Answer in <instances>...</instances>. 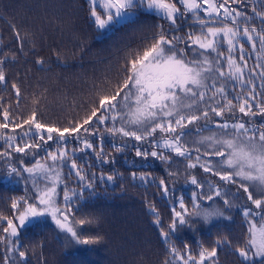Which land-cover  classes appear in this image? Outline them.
<instances>
[{"label": "trees", "instance_id": "16d2710c", "mask_svg": "<svg viewBox=\"0 0 264 264\" xmlns=\"http://www.w3.org/2000/svg\"><path fill=\"white\" fill-rule=\"evenodd\" d=\"M230 7L243 14L237 18L241 33L243 26L255 27L254 37L264 32V21L256 15L264 12V0H237ZM91 8L89 0H0V70L6 77V83H0V122H5L4 110L9 111L10 117L17 118L14 119L16 124L36 111V119L41 123L71 128L75 121L83 119L101 95H111L124 78L126 63L137 53L142 54L161 32L169 39L180 37L173 43L191 60L194 51L197 56L203 51L187 39L189 34L201 33V25L196 21L203 19L217 27L224 25L221 21L211 24L212 20L204 16L195 18L193 14L178 16L177 24L172 25L166 18L139 10L133 18L100 30L90 14ZM226 23L233 26L231 21ZM254 42L255 48L241 35L239 43L243 44V52L239 45L229 53L223 41L219 45L222 56L215 52L204 53L213 68L220 67L225 73L223 77L215 71L208 74L211 76L208 83L223 86L225 93L221 95L215 89H206L203 101L192 98L197 101L194 108L184 110L198 109L197 114L209 110L211 118L202 117L177 130L183 132L181 143L189 148L191 159L178 157L157 144L158 140L170 137L168 133L157 130L137 141L107 131L122 125L126 129L131 127L124 124L118 114L113 121L111 116L115 113H108L104 125H92L93 129H98L95 135L81 130L72 138L66 133V144L60 139L44 143L39 140L40 134L34 126L23 125L13 131L9 124L8 128L0 129V217H3L0 219V264H165V261L185 264L189 255L193 260L188 264H194L202 249L212 247L218 249L215 258L218 264H249L239 257L235 248L243 246L249 236V224L242 212L250 202L238 184L223 181L213 174L232 169L222 163L224 158L211 155L213 150L197 141L222 133L217 127L222 122L221 117L211 113L210 106L219 108L227 100L237 106L247 100L257 113L246 116L238 107L231 113L225 111L229 134L234 131L231 125L236 122L245 123L253 130L264 127V115L259 114L258 107L264 104V77L259 75L264 68L257 67L264 66V48L259 39ZM229 55L237 64L246 65L240 80L228 76ZM13 84L20 89L19 97ZM123 111L127 109H118L117 113ZM53 135L55 137V133ZM84 139L92 142L94 148L81 151ZM28 144H40V147L26 149L24 153L15 151L16 147ZM197 147L201 149L199 153L195 151ZM58 150L66 151L68 158L56 162L60 175L55 201L68 216V226L77 233L78 239L58 228L48 213L29 217L23 227L19 226L17 218L18 211H23L27 204H37L38 189L45 181L44 177L33 181L34 177L24 169L39 164L52 165L48 154ZM137 150L148 155L137 156ZM152 151L168 159H156L151 156ZM97 152H100L99 157ZM197 155L200 156L198 163ZM72 159L78 169L71 168ZM190 162L196 163V167L189 169ZM202 164H207L211 170L205 172ZM77 170L85 177L83 181L76 175ZM170 172L174 175H169ZM54 175L52 172L50 185ZM109 175L113 180L107 179ZM191 175L201 184L200 188L190 183ZM161 180L169 189L167 194L163 192ZM217 189L221 193L219 197L215 195ZM65 193L69 196L67 201ZM193 193L197 194L202 209H221L228 218L205 221L194 215ZM208 194L213 196L212 201L200 199L201 195ZM181 199L187 209L185 224H180L173 215L176 211L183 213L179 207ZM224 199L234 206H224ZM14 201L18 202L17 209L12 208ZM255 211L258 214L250 219L260 225L259 210ZM9 219L17 225L15 237L10 231H4ZM174 220L175 230L170 228ZM162 231L169 233L167 239L161 235ZM79 240L90 242L80 243ZM218 240L222 242L219 245ZM172 249H176L177 254H173ZM20 251L25 252L24 258L19 256ZM204 264L211 261L205 260ZM250 264H264V259L254 257Z\"/></svg>", "mask_w": 264, "mask_h": 264}, {"label": "snow or ice", "instance_id": "6c2138e0", "mask_svg": "<svg viewBox=\"0 0 264 264\" xmlns=\"http://www.w3.org/2000/svg\"><path fill=\"white\" fill-rule=\"evenodd\" d=\"M237 0H179L180 5L183 8L176 6L175 3H165L164 0H146L148 9H155L157 11H163L165 18L172 24H177L178 16H185L188 14H198L201 8H204V14L208 17H222L224 21L231 19L233 26H228L224 23L222 27L211 26L203 19H198L196 22L201 25V33L199 35L189 34L187 39L192 42V45L198 49H201L199 56L193 52V58L191 60L185 59L186 53L183 49H177L173 43L174 40L179 41L180 37L173 36L169 39L163 32L154 38L153 43L143 50L142 54L137 53L131 58L125 66L124 78L116 86V89L112 91L111 95H101L98 102H94L90 111L83 117L82 120H77L73 123L71 128L64 127L59 128L56 126H50L39 122L36 119L37 113L33 111L27 118L22 119L20 124L14 123V117H10L8 110H4L2 115L5 122H0V129L8 128L9 124H12L13 131L17 127H23V125L34 126L37 133H39V140L47 143L55 139L62 140L67 143L68 137L76 138V134L83 130V133L88 135H95L98 129H93L92 125L99 124L104 125L109 118L108 113H115L111 116V119L115 121L117 114L124 124L131 126L130 129H126L123 125L120 128H109L107 131L112 133H119L124 137H130L137 141H141L145 136H151L159 130L162 133L170 134V138L164 140L163 146L171 149L176 156L186 157L191 159V152L185 144L181 143V137L183 132L178 133V129L183 130L187 125L194 124L202 117L211 119L209 110H205L200 114H197L198 109L191 112H185V109H193L197 103L192 98H198L199 101H203L205 97L206 89H215L216 93L223 95L225 88L223 86L217 87L216 83H208L211 79L210 73L218 72L221 77L225 75L221 71L220 67L213 68L212 61L204 55L207 52H215L217 56H222L223 52L219 51V45L222 41L219 39L223 37L224 41H227L228 52L231 53L236 46V42L242 35L249 42L252 43V47L255 48V39H259L261 47L264 48V32H261L258 36L254 37L253 33H257L255 27L243 26L241 33V24L237 20V17H241L243 14L230 7V4L236 3ZM93 7L90 9V14L94 18L95 24L98 28L104 29L109 25H114L125 20L133 14V10L137 8L138 3L143 5L145 0H104L103 7L106 10L105 15L98 14L95 7V0H92ZM207 5V7H204ZM256 15L261 17L264 21V12H257ZM219 21L213 19L211 24H217ZM19 35V34H18ZM241 52H243V44L240 45ZM200 56L203 59L199 58ZM243 60V56H241ZM2 63V61H0ZM42 63V61H41ZM217 63H219L217 61ZM229 73L228 76L235 80H240L243 77V67L237 64L232 57H228ZM257 67L264 68L262 65ZM259 75L264 77V70ZM0 83H6V77L2 70H0ZM251 83V81H249ZM15 89L17 97L20 96V89L16 84L12 85ZM227 100V97L224 96ZM190 101V102H189ZM238 107L239 111L244 115H256L252 109L254 105L249 104L247 100L243 103L233 105L231 100H227L226 104L221 107H211L210 112L215 116L221 117L220 123L217 127L222 129L220 135H213L208 137H201L197 143L204 145L206 148H211L213 151L211 155L224 158L222 163L227 168L232 169L231 172L216 171L213 174L218 175L221 180L238 184L239 188L246 194L247 201L250 202V206L245 208L242 212L243 217L249 224L248 239L243 246H237L235 251L239 254V257L245 262H251L254 257L264 259V127L257 129H249L245 123L236 122L231 125L234 130L232 133H228L229 124L224 119L225 111L232 112L233 108ZM259 114L264 115V104L259 105ZM127 109V111L117 113L118 109ZM175 119H171V118ZM166 121V122H165ZM141 132L142 134H138ZM47 133V136L43 135ZM55 133V137L53 135ZM27 134V133H25ZM9 140L14 137H8ZM40 144H28L24 147H16L15 151L19 153L26 152V149L39 148ZM94 144L89 140H83L84 149H93ZM117 148V151H120ZM102 152V149L100 150ZM195 151L199 153L201 149L195 148ZM204 154H209L205 152ZM49 158L53 161L52 165L39 164L37 168L43 172H54L52 177V186L46 188L39 193L37 199L38 204H27V207L23 211H18L17 218L19 220V226H25L29 217H38L44 215L45 212L51 215L58 228L71 233L74 239H78L77 233L68 226V216L65 212L56 205L54 195L56 192L55 185L59 183V172L56 171V162L58 160H64L68 158L67 152L64 150H58L57 153H49ZM137 156H147L148 153H142L140 150L136 151ZM97 156H100V152H97ZM151 156L166 161L168 157L164 154L156 151L151 152ZM196 162L200 161V156L195 157ZM189 169L195 168L196 163H189L187 165ZM201 167L205 172L211 170L207 164H202ZM71 168L78 169V165L74 159L71 160ZM13 172L16 169H12ZM26 172H33L32 168H25ZM76 175L83 181L85 177L81 175L79 170L76 171ZM174 175V173H169ZM103 179V177H101ZM109 181L113 180V176L107 177ZM190 183L197 188L201 187V184L197 181L194 175L190 176ZM160 185L163 186V192L168 193L169 189L164 180L160 181ZM91 183L88 187H91ZM251 189V190H250ZM217 197L221 196L220 191L217 189L215 192ZM213 200V196L208 194L206 197L201 195L200 199ZM65 201L69 199L67 193L64 196ZM193 208L196 210L193 214L200 216L205 221H211L213 218H225L224 212L221 209H202L201 205L197 202V194H192ZM224 206L233 207L234 205L227 199L223 201ZM39 205H44L41 209ZM182 212L176 211L173 213L176 220L180 224H185L187 221L185 215L187 209L181 199L179 204ZM12 208H18V202L12 203ZM151 210L155 212V208ZM255 210H259L260 214V227L257 228L252 222L250 217H255L258 213ZM62 217V219H61ZM3 219V217H0ZM176 220H174L170 228L175 230ZM79 223L83 224L84 221ZM156 223L159 224V218ZM5 232L10 231V235L15 237L18 235L17 225L13 220L7 221V228ZM166 239L169 235L167 232L161 233ZM80 243H89L87 240H79ZM218 245L221 241L216 242ZM173 254H177L176 249H172ZM218 249L212 247L211 249L204 248L199 253V260L194 264H204L205 260L211 261V264H218L217 257ZM25 252L20 251L19 256L25 257ZM193 257L188 256L185 264L188 261H192ZM168 264V261H165Z\"/></svg>", "mask_w": 264, "mask_h": 264}, {"label": "rangeland", "instance_id": "374dc122", "mask_svg": "<svg viewBox=\"0 0 264 264\" xmlns=\"http://www.w3.org/2000/svg\"><path fill=\"white\" fill-rule=\"evenodd\" d=\"M177 1H178V3H176V2H174V1H172V0H171V1H170V0H164L165 3H175L176 6H177L178 8H180L181 11H182L183 8H182V6L180 5L179 0H177ZM89 2H90V4H91L92 7H93L94 5H93V3H92V0H89ZM218 2H223V0H218ZM103 4H104V0H95L96 11L98 12V14H100V15H102V16L105 15V11H106V10L104 9V7H103ZM204 7H207V5H205ZM139 10H144V11H147V12H151V13L157 14L158 16H161V17L165 18V15H164V12H163V11H157V10H155V9H151V10L148 9V8H147V5H146V0H145V3H144L143 5H140V4L138 3L137 8L133 10V14L130 15V16H129L128 18H126L125 20H122L120 23H123V22H125V21H127V20L133 18V17L139 12ZM200 16H204V17L208 18L209 20H213V19H215V20H217V21H221V22H224V23L227 22V21H224L222 17H208V16H206V15L204 14V8H201L198 14H193V17H195V18H198V17H200ZM92 18H93V17H92ZM177 18H178V17H177ZM237 18H238V17H237ZM93 20H94V18H93ZM228 21H231V19H229ZM120 23H118V24H120ZM228 26H229V25H228ZM108 27H109V26H108ZM108 27H107V28H104V29H100V28H99V29H100V30H107ZM221 27H222V26H221ZM230 27H231V26H230ZM219 39H220L222 42L224 41V40H223V37H220ZM224 43L228 46L227 41H224ZM239 45H240V43H239V40H238V41L236 42V46L233 48V50L239 48ZM185 59H186V58H185ZM187 60H188V59H187ZM166 138H170V137H165V138H162V139L158 140L157 144L160 145L161 147L167 149V150H171V149H168V148H166V147L163 146V144H164V140H165ZM171 151H172V150H171ZM44 165L48 166L47 164H44ZM32 169H34V171L31 172V173H30V172H28V173H30V175H31L32 177H34V178H33V181L36 182V179L39 180V177H44V178H45V181H44V180L42 181V182L44 183V185L38 189L37 195H39L40 192H42V191L45 190L46 188L52 186V184H51V185L49 184V179H50L51 176H52V172H51V171H49V172H43V171H40V170L37 168V166L32 167ZM28 173H27V175H29ZM27 175H26V177H27ZM55 187H56V185H55ZM56 195H57V188H56V192H55V195H54V200L57 198ZM55 203H56V201H55ZM37 204H38V199H37ZM34 205H36V202H35ZM56 205H57V203H56ZM39 207H40L41 209H43V208H44V205H39ZM45 213H47V212H45ZM256 227L259 228L260 225H256Z\"/></svg>", "mask_w": 264, "mask_h": 264}, {"label": "water", "instance_id": "95a60500", "mask_svg": "<svg viewBox=\"0 0 264 264\" xmlns=\"http://www.w3.org/2000/svg\"><path fill=\"white\" fill-rule=\"evenodd\" d=\"M115 25V24H114ZM109 26H113V25H109Z\"/></svg>", "mask_w": 264, "mask_h": 264}]
</instances>
